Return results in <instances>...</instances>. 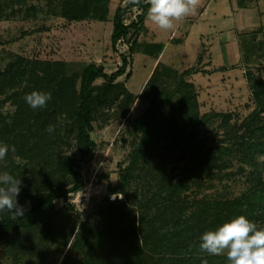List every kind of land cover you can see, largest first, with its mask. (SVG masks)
<instances>
[{"label":"trees","instance_id":"16d2710c","mask_svg":"<svg viewBox=\"0 0 264 264\" xmlns=\"http://www.w3.org/2000/svg\"><path fill=\"white\" fill-rule=\"evenodd\" d=\"M108 1L60 0L59 14L74 20L91 14L103 16ZM134 6L140 10L126 23L124 15ZM148 8L146 0L138 5L128 0L116 6L111 32L113 47L132 28V33L140 29ZM136 41L133 37L130 51L135 49ZM152 45L154 49L162 48L158 43ZM4 51L0 64V106L5 105L6 109L0 111V141L9 146L5 160L10 166L18 157H26L32 168L47 173L48 164L53 173L71 174L74 180L69 186L56 185L49 190L42 175L25 182L26 188L38 187L42 191L25 202L20 198L18 205L24 209L23 215H13L7 209L0 212V243L54 198L83 185L84 176L76 165L96 146L90 135L94 104L109 93L127 63L122 54L121 66L111 73L96 62H89L80 72L68 73L60 61ZM256 70L257 67H250L246 72L251 79L255 108L238 127L243 128L240 134L239 130L227 131V136L218 142L211 141L207 134L198 136L202 120L197 114L192 82L183 83L186 98L172 106L151 100L136 119L141 136L129 163L121 169L118 190H113L122 196L103 198L97 210L100 219L94 225L92 215L85 220L87 234L76 237L60 264H202V258L208 264H228L226 255L202 253L200 237L238 215L264 227V162L258 159L264 154V78L252 81ZM97 77L105 81L96 85ZM32 91L51 93V99L45 107L32 109L24 99ZM230 115L224 113L221 122L229 131ZM208 117L203 120L206 124L211 121ZM50 124L55 127L52 133L46 131ZM28 137L31 142L26 140ZM71 140L78 147L79 157L66 152L54 155L51 150L53 156L47 160L51 146ZM157 153L162 154L157 177L144 184L143 197L136 193L130 196L127 186L132 173L141 160L148 162ZM233 155H240V162L234 170H227L233 164ZM238 173L245 178V186L236 194L229 192L227 183L222 185L223 190L216 188L213 193L203 190L212 185L206 180H228ZM121 236H128L130 246H121Z\"/></svg>","mask_w":264,"mask_h":264},{"label":"rangeland","instance_id":"374dc122","mask_svg":"<svg viewBox=\"0 0 264 264\" xmlns=\"http://www.w3.org/2000/svg\"><path fill=\"white\" fill-rule=\"evenodd\" d=\"M208 1L204 14L177 21L171 31L161 30L146 15L138 31L132 33V28L113 47V14L118 4L128 0H109L103 16L91 14L79 20L59 14L60 0H0V64L8 49L30 58L60 61L68 73L80 72L89 62L102 64L111 73L121 66L122 54L127 57L114 86L94 104L90 135L96 146L76 165L84 176L83 185L54 198L5 237L0 243V262L60 264L76 237L87 234L85 220L92 215L94 225L100 219L97 210L103 198L122 196L113 190H118L121 169L129 163L140 139L138 116L151 100L172 106L185 99L184 82L193 83L197 114L202 120L198 136L207 134L211 141L218 142L228 132L241 133L243 128L238 127L256 106L246 72L257 67L252 81L264 78V12L260 16L256 12L257 7L264 10V0H243L244 6L239 0ZM139 10L138 6L128 9L124 21L130 22ZM198 13L199 9L195 15ZM133 37L137 41L130 51ZM154 43L161 44V50L154 49ZM103 81L97 77L94 83L101 85ZM145 85L146 90L141 93ZM5 109V105L0 106V111ZM224 113L231 114L230 131L221 125ZM207 116L211 121L206 124L203 120ZM73 142L55 143L47 152V160L53 156L52 151L54 155L66 152L79 157ZM0 145L7 143L0 141ZM161 155L157 153L148 162L140 161L127 186L130 196L136 193L143 197L144 184L157 177ZM238 156L233 155V164L227 170L237 167ZM177 164L181 167V163ZM4 172L21 181L18 203L41 193L42 189L26 188L25 183L41 175L46 177L47 190L56 185L69 186L74 180L71 174L53 173L48 164L47 173L32 168L26 157H18L10 166L4 158L0 161V174ZM233 178L206 180L212 185L203 190L213 193L216 188L223 190L222 185L227 183L229 192L236 194L245 186V178L241 173ZM121 238V246H130L128 236Z\"/></svg>","mask_w":264,"mask_h":264},{"label":"clouds","instance_id":"9594fccd","mask_svg":"<svg viewBox=\"0 0 264 264\" xmlns=\"http://www.w3.org/2000/svg\"><path fill=\"white\" fill-rule=\"evenodd\" d=\"M138 5L141 0H130ZM149 5L147 19L161 30L171 31L176 22L195 15L200 0H146ZM32 108H43L51 99V93L32 91L24 97ZM49 133L55 131L54 125L46 129ZM11 150L15 152V146ZM9 151L8 145H0V161H3ZM264 162V155L258 157ZM21 181L7 172L0 174V212L7 209L13 215H23L24 209L18 205L17 197L20 192ZM117 195V194H116ZM200 249L208 255H226L228 264H264V227L248 219L245 215H238L214 230H208L200 237ZM202 264H208L202 258Z\"/></svg>","mask_w":264,"mask_h":264},{"label":"crops","instance_id":"0c3cea01","mask_svg":"<svg viewBox=\"0 0 264 264\" xmlns=\"http://www.w3.org/2000/svg\"><path fill=\"white\" fill-rule=\"evenodd\" d=\"M202 3L200 4V6H199V13H198V15H192L191 17H196V16H200L202 13L204 14L205 13V10H206V8H207V4H208V0L206 1V2H204V0L202 1V0H200ZM264 2V1H263ZM239 3H241V5H246L245 4V2L243 1V0H239ZM197 9V10H198ZM254 10H256V8L254 9ZM257 13H258V15L260 16L263 12H264V10H261L259 7H257V11H256ZM262 26H260V28H261ZM262 30H264V27H262Z\"/></svg>","mask_w":264,"mask_h":264}]
</instances>
